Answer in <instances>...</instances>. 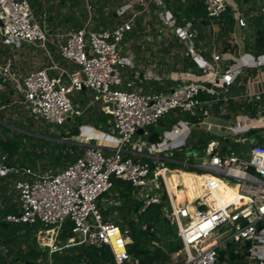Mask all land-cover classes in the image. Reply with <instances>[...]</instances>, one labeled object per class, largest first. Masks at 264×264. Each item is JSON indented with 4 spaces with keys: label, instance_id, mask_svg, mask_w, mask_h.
Returning a JSON list of instances; mask_svg holds the SVG:
<instances>
[{
    "label": "built area",
    "instance_id": "obj_1",
    "mask_svg": "<svg viewBox=\"0 0 264 264\" xmlns=\"http://www.w3.org/2000/svg\"><path fill=\"white\" fill-rule=\"evenodd\" d=\"M104 1L108 4L113 0ZM83 2L81 26L53 33L43 12L41 23L35 19L30 0H0V42L14 49L24 44L38 49L49 62L44 69L21 75L4 59L0 88L10 87L29 116L54 127L96 109L107 117L105 134L116 140L115 146L106 153L88 137L78 158L56 172L21 167L0 152V176L14 177L18 203V212L2 216L0 222L40 225L42 239L47 242L43 249L47 259L39 257L35 264H51L53 254L81 245L108 247L113 257L110 264H138L127 251L129 230L103 219L104 210L120 205L111 192L114 179L132 187L131 197L142 204L141 210L162 204L163 196L167 197L162 215L175 226L182 244L183 260L178 264H264V84L252 82L245 93L233 99L229 92L246 72L264 76V54L247 52L242 34L248 17L264 13V5H250L252 9L245 16L235 0H205L210 20L232 16L233 49H211L208 56H202L206 51L196 47L197 32L192 23L179 24L162 0H122L121 5L131 14L110 28L92 27L95 8L90 0ZM147 10L156 20L153 32L181 44L195 71L157 72L139 66L134 55L124 49L125 37L137 17H143L146 32ZM53 53L70 69L56 63ZM125 69L133 71V79L122 87ZM148 82L161 90L146 91L143 84ZM74 93H88L89 98L83 104L72 100ZM232 100L240 112L225 118ZM214 106H218L217 116L212 114ZM176 111L197 116L198 121H179L162 133L159 142L150 143L149 128ZM192 132H202L211 139L196 146L191 164L176 162L174 152H180ZM200 153L204 155L199 157ZM163 163L204 171L188 172L203 177V194L189 201L182 181L175 182L171 191L166 174L180 170L168 169ZM221 185L234 197L212 207L217 203L214 192ZM178 192L183 196L179 202ZM67 222L70 234L62 240L59 233Z\"/></svg>",
    "mask_w": 264,
    "mask_h": 264
},
{
    "label": "trees",
    "instance_id": "obj_2",
    "mask_svg": "<svg viewBox=\"0 0 264 264\" xmlns=\"http://www.w3.org/2000/svg\"><path fill=\"white\" fill-rule=\"evenodd\" d=\"M50 1L47 0V2ZM65 1L60 0L59 2L61 5H64ZM70 1V7L78 6L77 0ZM162 1L168 9L172 10L179 24H183L184 22L192 23L193 28L197 32L196 47L209 49L207 52L201 54L202 56H208L211 47L214 45V40L212 39L215 28L218 30L216 42L221 41L220 39L223 36H227V40L225 41L223 39L221 42L223 44L222 49L224 51H232L233 44L230 35L234 21L230 14H224L217 20H210L205 13V0ZM235 1L239 8L244 4H251L255 7V3L257 2V0ZM261 2V5H264V0H261ZM106 5L107 1H98V4L94 5L97 14L94 17V28L100 26L107 28L116 17L114 13H109L107 16L102 13ZM35 6L37 12L43 10V5L40 0H36ZM251 9L248 8L244 15L248 16ZM73 24L76 27L81 26L79 21L76 20H73ZM213 24H216L217 27H212ZM248 27L253 29V33L251 40L246 38L243 40L245 50L253 55L264 54V13L258 16L248 17L247 27L244 30ZM142 33L144 34L143 17L140 16L135 19L133 30L127 33L125 43L133 38H137ZM175 48H182V45L176 40L168 42L166 48L162 45V51L166 54ZM134 49L138 50L139 48L136 47ZM8 53L9 56L13 55L10 51ZM58 59V56H56V60ZM181 69L195 71V64L190 58L185 57ZM143 86L146 91L150 90V88L156 92L161 90V87L153 82L144 83ZM6 90L4 92L0 91V130L3 133L0 135V152L5 153L9 161L13 164H19L21 167L37 170V162L41 161L44 155L41 152H35V147L32 145L30 147V142L37 140L42 145H46L48 141H45L41 137L37 138L33 136V133L29 129L34 125V120L32 119L27 120L28 124L26 126L20 122L13 126L10 122L6 121L5 112L1 108L11 104V96L14 94V91L10 87H6ZM230 105L231 102L227 108L230 109ZM214 109L217 111L218 106H214ZM89 113L88 121L91 123V127L105 133L107 117L97 111ZM179 121L196 123L198 117L180 111L170 113L161 119L156 126L149 128L150 136L147 140L150 143L159 142V137L162 133L170 130ZM71 122L73 127L70 129L67 137L78 136L80 133L79 129L86 124H84L81 116L73 118ZM46 125L49 126L48 124ZM93 134L95 132L90 128L87 133H82L79 139L86 141ZM96 134L101 135L98 132ZM209 139L211 137L202 132H193L186 144H192L196 148L197 145H204ZM223 143H226V141H223ZM83 149L84 146L76 143H57L55 149H52L46 156L48 167L53 168V172L65 168L78 158ZM176 153L179 152H174L173 157ZM169 164L174 165L172 163ZM173 169L178 168L173 167ZM13 179V176H0V218L7 214L18 212L16 192L12 185ZM170 181L175 183L173 179ZM170 190H172L171 185ZM111 192L120 200V205L104 210L102 212L103 219L104 221H113L122 230H129L131 243L127 246V251L138 260V264H164L169 260L170 255L178 252L182 248V244L176 236L175 226L171 225L162 215V207L166 204L167 200L166 196H163L162 204H151L144 210H141L142 204L132 199V187L128 183L113 179ZM115 212H117L116 217L112 215ZM70 226L71 224L69 222L63 225L59 233L60 239L64 240L69 236L68 227ZM39 229V224H8L0 222V246L2 248V251H0V264H35L39 257H43L42 260L46 261L47 254L38 248L35 239L32 238V235ZM156 235H161L162 237H157ZM171 238H175L176 241L171 240ZM112 261L113 257L108 247L96 249L85 245L66 248L61 253H55L51 257V264H110Z\"/></svg>",
    "mask_w": 264,
    "mask_h": 264
},
{
    "label": "rangeland",
    "instance_id": "obj_3",
    "mask_svg": "<svg viewBox=\"0 0 264 264\" xmlns=\"http://www.w3.org/2000/svg\"><path fill=\"white\" fill-rule=\"evenodd\" d=\"M32 2V8L33 13L35 16V19L42 22V12L45 14L46 18V24L53 33H63L71 28H76V26L73 24V20L79 21L80 24L84 22V2L83 0H77L78 6L70 7V0H66L64 5L60 4V0H51L50 2H47V0H40L43 5V10L38 11L36 10V0H30ZM91 4L93 5V8L95 4H98V1H104V0H90ZM242 1V0H240ZM122 0H113L112 2L108 3L105 6V10L102 11V13L107 16L109 13H116L119 15H116L114 18L112 24H110L107 27H113L116 24H119L123 22L131 13L129 9H127L124 5H121ZM262 2L261 0H257L255 3V7L259 8L261 6ZM251 4H244L241 7L242 14H245V11L249 8ZM95 12V10H94ZM143 14V13H142ZM96 16V12L94 13ZM144 21L145 23L149 24L148 27H146V32L142 35H139L137 38H133L132 40L126 41L124 49H128L135 57V60L137 61V64L141 67H147L157 72H169V71H175L180 70L183 59L185 58V55L183 54V47L182 48H175L170 51V53L166 54L162 51V45L163 47H167V44L170 39L166 35H160L155 34L153 26L156 25V20L154 17V14L152 11L147 10L144 12ZM41 16V17H40ZM139 16V15H138ZM92 27H94V22H92ZM102 27V26H100ZM215 28V27H214ZM153 29V30H152ZM243 39H252V33L253 29L251 27H248L246 30H244ZM208 33V32H207ZM218 30L215 28V33L213 35L214 45L211 47L212 51L213 49L220 50L223 48V44L221 43L224 39L227 40V36H223L221 38V41L216 42ZM147 34V35H145ZM243 34V32H242ZM138 47L139 49H134ZM209 49L206 48L204 51H208ZM13 53L12 56H9L8 52ZM0 63L2 61H11L12 69L15 73H19L21 75H24L30 71H36L40 69H44L49 65L48 59L44 55V53L38 49L31 48L27 45H22L19 48H10L4 45L0 42ZM57 56V55H56ZM56 56L53 53V58L56 63H58L60 66H66L70 69V66H67L64 62H62L60 59L56 60ZM71 68H74V66L71 65ZM127 70V69H125ZM123 70V72L125 71ZM52 74H56V72H52ZM123 77H129L128 74H125ZM125 86V83L123 81L122 87ZM1 92L7 91L6 88H0ZM72 100L76 101H82L83 104L86 103V101L89 98L88 93H74L72 94ZM11 104L7 107H2L1 110L5 112V119L6 121L10 122L11 125L15 126L19 122L26 126L28 124V119L34 120V125L31 126L29 129L33 133V136L35 137H41L45 139V141H48L46 145H42L41 142L37 140H33L30 142L31 145L35 147V152L42 153L44 155L43 159L41 161L37 162V170L40 171H47V169L54 170L53 168L48 167V162L46 161V156L48 153L51 152L52 149H55L56 144H61L64 142L68 143H76L79 145L86 144V141H83L80 138L81 134L88 131V129L92 128L91 123L88 121L89 112L97 111L96 109L91 111H86L81 117L84 120V126H82L79 129V135L74 137H67L70 129L73 127L72 122L68 121L61 127H54V126H47L45 122L38 118H33L28 115V112L26 111L25 107L20 103L21 98L17 94H13L11 96ZM96 134V131H94ZM3 133L0 130V135ZM195 146L192 144H185L180 147V152L176 153V155L173 157V160L176 162L182 163L187 162L188 164H191L194 160V157L196 155ZM162 166H166L168 169L178 168L180 172L176 173H167L166 176L171 183V186L174 184L170 180L173 179L175 182L182 181L184 188L187 189L185 192L187 193V197L189 199H193L194 197L198 196L197 191L199 192V195L203 194V191L201 189V184L203 177H197L194 174H201L205 173L202 170L193 169V168H186L183 167L180 164H174L171 165L169 163H163ZM181 170L186 171H192L194 174L191 173H184L181 172ZM179 194V192H178ZM179 201L182 200L183 196L180 193L179 195ZM214 196L217 198V203L212 204V207H215L216 204H225L227 203L231 198L234 197V194L231 192H228L223 186H219L217 188V191L214 192ZM213 197H208V200H212ZM113 216H117V212L112 213ZM171 224V223H170ZM42 236H44V232L42 229H39L35 234L32 235V238L35 239L36 244L38 248L43 252V249L45 248V240L42 239ZM47 236V235H46ZM54 236V235H53ZM162 237L161 235H157V237ZM48 238L49 237H44ZM52 238V237H51ZM171 240L176 241L175 238H171ZM43 259V257H41ZM183 260V253L182 249H180L178 252L170 255L169 260L166 261L164 264H178Z\"/></svg>",
    "mask_w": 264,
    "mask_h": 264
},
{
    "label": "crops",
    "instance_id": "obj_4",
    "mask_svg": "<svg viewBox=\"0 0 264 264\" xmlns=\"http://www.w3.org/2000/svg\"><path fill=\"white\" fill-rule=\"evenodd\" d=\"M235 52H236V50H233L232 53H235ZM125 74H128L129 77H123ZM123 76H122V78H123L124 83H127L128 81L133 79V71L127 69L123 72ZM252 82H261L264 84V76H262L261 73H255V72H246L243 75L239 76L235 80V83L230 87L229 92H230L231 98L232 99L236 98V97H238V95L245 93L246 87L248 86V84H250ZM149 83H151V82H149ZM154 86H156V85H154ZM150 90H152V88H150ZM232 101H231L230 109L227 108V111H228L227 115L223 116L225 118L233 117L240 112L236 106L237 104H235V101H233V102ZM212 114H213V116H217L216 111H213ZM218 123H220V122H218ZM91 129L98 132V133H101V135L93 134L89 137L93 138L94 142L97 143L99 146H101L106 153L110 152L113 149V147L115 146L116 140L114 138L106 135L104 132L97 131L94 128H91ZM184 173H186V172H184ZM185 190L187 191V189H185ZM171 191H173V189ZM196 191H197V195H199L198 190H196ZM179 195H180V193L179 194L177 193V200L180 197ZM186 195H187V193H186ZM188 200H191V199L188 198ZM177 202H179V201H177Z\"/></svg>",
    "mask_w": 264,
    "mask_h": 264
},
{
    "label": "water",
    "instance_id": "obj_5",
    "mask_svg": "<svg viewBox=\"0 0 264 264\" xmlns=\"http://www.w3.org/2000/svg\"><path fill=\"white\" fill-rule=\"evenodd\" d=\"M0 26H1V23H0ZM67 121H69V120H67ZM138 133L140 134V133H141V130H139ZM203 155H204L203 153H200L198 156H199V157H202ZM199 161H200V160H195L194 162H195V163H198Z\"/></svg>",
    "mask_w": 264,
    "mask_h": 264
},
{
    "label": "bare ground",
    "instance_id": "obj_6",
    "mask_svg": "<svg viewBox=\"0 0 264 264\" xmlns=\"http://www.w3.org/2000/svg\"><path fill=\"white\" fill-rule=\"evenodd\" d=\"M221 186H223V185H221ZM224 187V186H223ZM225 188V187H224ZM226 189V188H225ZM227 190V189H226ZM228 191V190H227ZM229 192V191H228ZM180 193V192H179ZM189 201H191V200H189Z\"/></svg>",
    "mask_w": 264,
    "mask_h": 264
}]
</instances>
